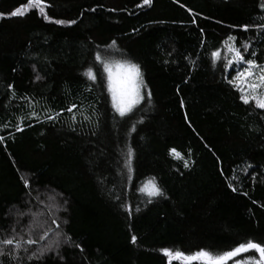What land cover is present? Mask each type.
<instances>
[{"label": "trees", "instance_id": "16d2710c", "mask_svg": "<svg viewBox=\"0 0 264 264\" xmlns=\"http://www.w3.org/2000/svg\"><path fill=\"white\" fill-rule=\"evenodd\" d=\"M47 2V15L65 24L27 0H0V13H27L0 18V239L50 229L61 233L60 247L39 261L20 250L21 259L0 262L167 264L163 248L215 255L264 243V109L243 104L228 83L243 65L226 66L224 50L232 36L246 60L255 52L264 64V0ZM97 54L140 66L145 96L124 117ZM150 182L164 195L141 191ZM46 194L57 198L51 210Z\"/></svg>", "mask_w": 264, "mask_h": 264}, {"label": "snow or ice", "instance_id": "6c2138e0", "mask_svg": "<svg viewBox=\"0 0 264 264\" xmlns=\"http://www.w3.org/2000/svg\"><path fill=\"white\" fill-rule=\"evenodd\" d=\"M152 0H143V4L149 5ZM27 4L31 5V9H38V14L41 15L46 21L54 24H65L66 21L61 19H52L47 15V9L51 8L52 5L47 2V0H27ZM264 8V3L260 5ZM29 9V10H31ZM95 11V9H91ZM113 11L115 9H112ZM27 13L22 10L21 7H16L14 10H11L9 13L4 14L0 13V18L5 15L9 17H23ZM69 24H75V20L67 21ZM195 23V19H193ZM249 25L245 24L242 26L243 30L246 32L249 30ZM257 27L264 28V24L258 25ZM202 31V30H201ZM234 37L229 36L224 44L226 45V50L231 55V59L226 62V66H231L233 64L243 65L242 70L237 71L235 77L232 80H229L228 83L231 84L239 93V99L245 105H254L255 108L264 109V64H258L254 58L256 53H250L249 59H245L244 54L241 51L240 47L235 46ZM232 42V43H230ZM115 41L112 42L115 45ZM249 45H243L244 51L248 50ZM212 57L215 60L221 59V50L218 49L212 52ZM95 59L100 61L103 65V72L107 73V88L112 95V102L115 110L119 113L121 117H124L127 113H130L133 108L139 104L144 96L141 95V89L145 88L142 73L140 71V66L138 64L132 63L130 61H118L114 64L102 61L99 54L96 55ZM85 75L95 81L97 79L96 74L91 68H89ZM41 77L36 76V79L39 80ZM9 88H12V85H9ZM146 95L150 98L151 91H147ZM181 106H183V100H181ZM77 105L73 104L67 108L68 112H72ZM59 115V114H57ZM30 116H36L35 112H32ZM185 118L187 114L185 113ZM21 123L25 118H19ZM48 119H55V117L49 116ZM87 119V117H85ZM6 127V125H5ZM17 131H23L19 126H16ZM133 131L135 127L133 126ZM5 139L4 136H0V142H3ZM170 154H172L177 159H183V157L176 151V149H171ZM131 155V152H129ZM184 167H189L188 161L183 160ZM250 167V165H249ZM25 187L29 186V181L24 179ZM150 187L147 189L142 188L141 191H147V194L150 197L163 196L164 193L162 189L155 184V182H150ZM229 187H232L230 184ZM236 191L235 188L232 189ZM247 195V193H245ZM129 211L131 208L129 207ZM139 211V209H137ZM23 215V213H21ZM55 224L56 229H59V224L55 220L52 221ZM15 231V229H13ZM49 230H44L43 234L38 237V239H33L31 236V229H29V236L27 239H24L23 236L17 238V236H10L4 239H0V257L7 256L11 260H19L21 257L18 255L20 250H23L27 256L26 258L31 260H42L47 252L53 250V247L59 249V241H53L52 244H49L45 247H42L36 251H31V246L38 244L40 241L45 240L49 235ZM61 233L57 232V236ZM71 239L70 237L68 238ZM137 237L135 235L131 236V243H137ZM11 246V247H9ZM79 247V245H76ZM7 249V250H6ZM83 251V249H81ZM163 256L167 259V264H227V261L241 253L254 252L258 254V258H249L243 262V264H264V243L254 242L248 240L246 243H240L237 247L233 248L230 251H225L222 254H212L208 250L200 249L192 253H185L180 250H172L169 248H163L160 250ZM57 254H59L57 252ZM63 259V257H61ZM2 264V262H0ZM237 264H240L238 261Z\"/></svg>", "mask_w": 264, "mask_h": 264}, {"label": "rangeland", "instance_id": "374dc122", "mask_svg": "<svg viewBox=\"0 0 264 264\" xmlns=\"http://www.w3.org/2000/svg\"><path fill=\"white\" fill-rule=\"evenodd\" d=\"M230 43H232V42H230ZM225 55H227V56H230L231 57V55H230V53H228L227 51H226V53H225ZM141 95H143V96H145V88H142L141 89ZM138 105V104H137ZM136 105V106H137ZM44 198H45V201H46V205H44L45 207H43L44 209H46V210H51V206H53V204H56V200H57V198H56V196H54V195H52V194H46V196H44ZM43 200V199H42ZM61 203H62V201H61ZM41 205L40 206H42V201H41V203H40ZM63 209V208H62ZM41 214V213H40ZM41 216H42V220L44 219V220H47L46 219V216H44V215H42L41 214ZM34 232V231H33ZM35 236H40V235H42V234H34ZM60 236V235H59ZM59 236H57V233L56 232H50L49 233V235H48V237L45 239V240H42V241H40L42 244H45L46 243V245L45 246H47V245H49V244H52V242L53 241H59L60 240V238H59ZM33 237V236H32ZM34 238V237H33ZM61 239L62 240H65V238L63 237L62 238V236H61Z\"/></svg>", "mask_w": 264, "mask_h": 264}, {"label": "water", "instance_id": "95a60500", "mask_svg": "<svg viewBox=\"0 0 264 264\" xmlns=\"http://www.w3.org/2000/svg\"><path fill=\"white\" fill-rule=\"evenodd\" d=\"M241 254H243V253H241ZM240 255V254H239ZM238 256V255H237ZM236 257V256H235ZM234 258V257H233ZM233 258H231V259H233ZM231 259H229V260H231Z\"/></svg>", "mask_w": 264, "mask_h": 264}]
</instances>
